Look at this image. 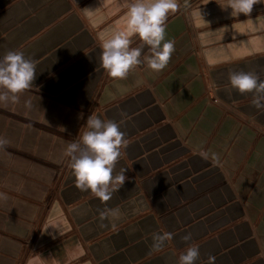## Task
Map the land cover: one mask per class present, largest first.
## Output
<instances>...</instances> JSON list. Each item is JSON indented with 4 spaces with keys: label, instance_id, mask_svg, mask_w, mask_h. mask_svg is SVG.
I'll list each match as a JSON object with an SVG mask.
<instances>
[{
    "label": "crops",
    "instance_id": "0c3cea01",
    "mask_svg": "<svg viewBox=\"0 0 264 264\" xmlns=\"http://www.w3.org/2000/svg\"><path fill=\"white\" fill-rule=\"evenodd\" d=\"M177 3L165 68L121 79L102 69L97 37L125 26L126 0H0V57L36 65L32 86L0 99V264H177L188 244L196 264H264V109L228 81L264 79V2L235 17L226 0ZM90 114L128 140L106 202L75 186L64 155ZM105 207L120 211L115 228Z\"/></svg>",
    "mask_w": 264,
    "mask_h": 264
},
{
    "label": "clouds",
    "instance_id": "9594fccd",
    "mask_svg": "<svg viewBox=\"0 0 264 264\" xmlns=\"http://www.w3.org/2000/svg\"><path fill=\"white\" fill-rule=\"evenodd\" d=\"M257 2L262 3L264 0H226L225 7L230 8L231 15L235 17L250 13ZM126 4L125 26L98 34L102 69L109 76L122 79L130 70L146 62L147 68L159 72L165 68L175 50L174 40L166 38L165 21L168 14L178 8L177 0H126ZM134 36L142 41L139 46H131ZM35 73L34 61L25 58L22 51L5 52L0 57V89L5 90L0 99L15 101L17 93L32 86ZM228 81L238 93H252L253 106L264 109V79H260L257 73L233 71L229 73ZM84 127L78 139L67 143L64 155L69 158L75 186L94 194L99 201L106 202L125 182V168L115 172L114 166L122 156L121 148L127 145L128 140L120 130L119 123L111 119L90 114ZM3 142L0 140V143ZM99 216L102 221L111 219V226L115 228L120 211L105 207ZM172 235L167 231L152 233L151 248L159 250ZM182 239L191 240V234L184 235ZM199 256V247L188 244L179 255L177 264H196ZM214 259L209 256V264H214Z\"/></svg>",
    "mask_w": 264,
    "mask_h": 264
},
{
    "label": "rangeland",
    "instance_id": "374dc122",
    "mask_svg": "<svg viewBox=\"0 0 264 264\" xmlns=\"http://www.w3.org/2000/svg\"><path fill=\"white\" fill-rule=\"evenodd\" d=\"M255 129H257L258 132L262 133L261 131H262V129L264 130V125H258V124H256ZM18 191L25 192L24 190H22V191L21 190H18ZM27 192H30V191H27Z\"/></svg>",
    "mask_w": 264,
    "mask_h": 264
}]
</instances>
